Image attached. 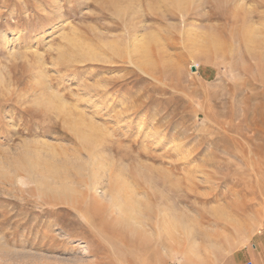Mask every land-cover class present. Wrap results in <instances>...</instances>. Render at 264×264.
Masks as SVG:
<instances>
[{"label":"rangeland","instance_id":"1","mask_svg":"<svg viewBox=\"0 0 264 264\" xmlns=\"http://www.w3.org/2000/svg\"><path fill=\"white\" fill-rule=\"evenodd\" d=\"M0 264H264V0H0Z\"/></svg>","mask_w":264,"mask_h":264},{"label":"bare ground","instance_id":"2","mask_svg":"<svg viewBox=\"0 0 264 264\" xmlns=\"http://www.w3.org/2000/svg\"><path fill=\"white\" fill-rule=\"evenodd\" d=\"M138 37L139 36L134 34V38L131 39L132 42L129 44L127 49L125 48V54H127L129 56L127 58L128 61H130V62L131 61H137V60H141V58H144L146 60V59H148V57H153L155 59L157 57V53L159 54L158 58H166L169 55L166 53V50H164V48H162L161 50H156L155 47L157 48V46H152V44H147L143 41V37L141 39H139ZM76 48H77V55L79 54V57L81 58L82 61H83V59L94 61V60H97L98 57L100 56V54L95 49H88V48L83 47L81 45L74 46L75 50H76ZM74 59H75V57H74ZM141 71H143L146 74V71L144 70V68H142ZM151 71H152V69H151ZM147 75H149L152 78H157L156 76H154L153 73L148 72ZM28 152H29V150H28ZM28 152L26 153V151H25V153H26L25 158H26V163H27L26 168L29 172L28 173L29 177L31 179H33L36 166L40 162L35 161L34 160L35 157L32 158V156H30V154H28ZM34 156H36V155H34ZM92 162H94V161L92 160ZM26 163H25V165H26ZM47 164H49L50 167L49 168L45 167L46 170L53 172L52 174H50L49 178H52L54 175H55L54 178H56V177L60 178L62 174L60 173L61 170L59 167V161H57L56 158H52L50 163H47ZM72 167L77 172L82 173V174L87 173L91 177L90 182L85 183L83 186L84 192L83 193L81 192L83 195L91 194L96 202H97V200L101 199L102 197H104L106 195V193L103 191V187L99 181L100 171L98 169H94L93 167H91V162L90 163L86 162V163L82 164L80 162L75 161L72 163ZM120 190L122 191L123 189H120ZM117 192L115 194V197L110 196V198H111L112 202L114 203L115 210L117 212H123L122 204L119 200V191H117ZM74 193H75V191L73 189L65 187V185H63V187L59 190H52L51 188H46V191L44 192V194L46 196L49 195L50 197L51 196L54 197L56 204H61V202H63V203H71V205H74L75 203H79L80 198L78 196L79 195L82 196L81 193H78V195L74 196ZM117 194H118V196H117Z\"/></svg>","mask_w":264,"mask_h":264}]
</instances>
